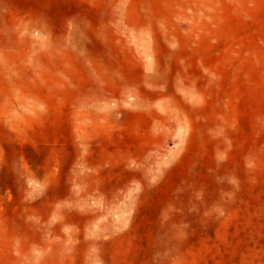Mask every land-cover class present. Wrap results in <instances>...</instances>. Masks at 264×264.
Masks as SVG:
<instances>
[{"label":"rangeland","instance_id":"obj_1","mask_svg":"<svg viewBox=\"0 0 264 264\" xmlns=\"http://www.w3.org/2000/svg\"><path fill=\"white\" fill-rule=\"evenodd\" d=\"M92 2L0 0V264H264V0Z\"/></svg>","mask_w":264,"mask_h":264},{"label":"crops","instance_id":"obj_2","mask_svg":"<svg viewBox=\"0 0 264 264\" xmlns=\"http://www.w3.org/2000/svg\"><path fill=\"white\" fill-rule=\"evenodd\" d=\"M74 1L73 8L57 9L52 10V22L58 23L62 26L74 25L77 29L83 32L93 31L100 33L102 27L107 24V9L100 6L99 3L92 2L93 6H87V0H72ZM108 16L114 15L115 11L112 10ZM100 44V41H95ZM98 44V45H99ZM96 143H106L115 145L111 151L103 153V157L122 159V150L118 148V139L114 136H94L92 137ZM99 151V150H98ZM101 153V152H100ZM130 158L137 159L138 155L136 152H130Z\"/></svg>","mask_w":264,"mask_h":264}]
</instances>
